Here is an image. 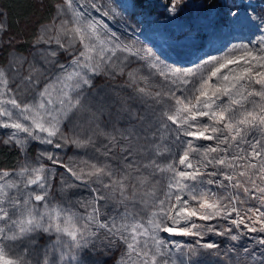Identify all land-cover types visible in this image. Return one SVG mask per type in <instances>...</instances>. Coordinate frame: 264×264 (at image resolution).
I'll return each mask as SVG.
<instances>
[{
    "label": "snow or ice",
    "instance_id": "obj_1",
    "mask_svg": "<svg viewBox=\"0 0 264 264\" xmlns=\"http://www.w3.org/2000/svg\"><path fill=\"white\" fill-rule=\"evenodd\" d=\"M186 6L158 54L132 39L143 0H63L48 47L0 64V146L23 156L0 168V264H264V7L191 26ZM224 26L220 55L169 61Z\"/></svg>",
    "mask_w": 264,
    "mask_h": 264
},
{
    "label": "rangeland",
    "instance_id": "obj_2",
    "mask_svg": "<svg viewBox=\"0 0 264 264\" xmlns=\"http://www.w3.org/2000/svg\"><path fill=\"white\" fill-rule=\"evenodd\" d=\"M110 2L124 4L126 3V0H110ZM143 2L144 11L147 15L145 17H138V20L143 19L144 22L137 26L136 22L129 21L130 27L135 31V35L132 39L138 44V46L151 48L158 54L161 52L167 54V50L163 48L162 35L174 27V25L168 24L164 19V5L167 3V0H143ZM58 3L62 4L63 0H48L46 4L47 8L41 9L42 11L40 12L28 15L24 20L19 22L15 28L9 24L7 14L0 5V23L7 26V31L0 34V64H7L14 55H23L28 57V59H31L36 48L43 50L48 47L44 44L36 45L35 41L43 26L51 23ZM186 3L187 6L184 8L183 12L180 13L178 23L189 24L191 26L202 24V17L207 14L209 8L212 9L214 14L218 13L220 17L231 20V17L226 16L230 9L243 12L249 4L264 7V0H186ZM234 5L236 7H233ZM46 9L49 10V14L44 17L45 15H43V12ZM250 12L251 9H249V13ZM98 15L99 14H97V16ZM108 23L111 24L110 21H108ZM112 27L119 31L122 25H112ZM238 32L239 29H234L229 26H224L214 31L209 30L208 36H202L197 46L182 49L180 50L179 55L176 53L168 54V59L169 61H178L179 66L182 68H194L197 64L201 63L202 60L209 59L211 56L220 55L226 45L239 42V36L237 35ZM126 34L130 35L131 33ZM52 47L56 46L53 44ZM61 59H64V56H61ZM105 79L106 78L103 77L97 78V84L103 85ZM0 147L8 148L4 146ZM40 147L41 146L39 145H35L29 149V157L32 160L37 158L38 149ZM15 150L19 155L14 168L18 167L20 161L23 159L19 150ZM74 153H78L79 156L84 155L83 150H76L74 148L67 149V156H73ZM42 162L46 165L50 164L47 160ZM0 168L9 170L14 169L5 166ZM57 171L63 172V169H57ZM56 182L57 184L59 183L58 177ZM56 195L59 197V193ZM206 239L219 242L221 238L210 236Z\"/></svg>",
    "mask_w": 264,
    "mask_h": 264
},
{
    "label": "trees",
    "instance_id": "obj_3",
    "mask_svg": "<svg viewBox=\"0 0 264 264\" xmlns=\"http://www.w3.org/2000/svg\"><path fill=\"white\" fill-rule=\"evenodd\" d=\"M47 2L46 0H0V5L7 14L9 24L15 28L28 15L47 8ZM48 14L49 10L46 9L43 15L46 17ZM18 155L16 150L0 147V167L14 168Z\"/></svg>",
    "mask_w": 264,
    "mask_h": 264
}]
</instances>
